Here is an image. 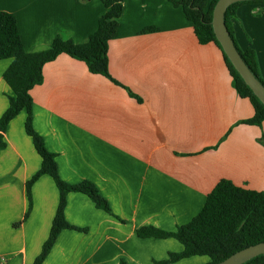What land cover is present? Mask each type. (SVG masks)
Listing matches in <instances>:
<instances>
[{
    "label": "crops",
    "instance_id": "1",
    "mask_svg": "<svg viewBox=\"0 0 264 264\" xmlns=\"http://www.w3.org/2000/svg\"><path fill=\"white\" fill-rule=\"evenodd\" d=\"M0 12L16 17L25 51L35 53L57 37L85 42L106 8L101 0H0ZM148 28L158 31L142 33ZM234 33L242 51H255L264 80V4L241 5ZM108 54L120 85L63 54L31 91L34 128L61 178L95 184L114 213L70 193L66 219L87 232L63 231L43 264H157L184 247L174 238H140V228L174 232L188 224L222 180L264 192V125L241 124L255 114L251 102L237 94L220 47L201 45L181 8L125 0ZM11 64L0 60V118L13 95L3 77ZM26 118L23 111L11 121L0 151L2 264L34 263L59 204L44 175L33 185L28 219L15 226L29 211L26 184L42 163ZM210 263L194 256L173 264Z\"/></svg>",
    "mask_w": 264,
    "mask_h": 264
},
{
    "label": "trees",
    "instance_id": "2",
    "mask_svg": "<svg viewBox=\"0 0 264 264\" xmlns=\"http://www.w3.org/2000/svg\"><path fill=\"white\" fill-rule=\"evenodd\" d=\"M101 1L106 8V13L100 18L96 32L90 35L85 42L78 44L73 40L57 37L50 48L35 53L25 51L16 17L0 12V60L12 59V64L3 77L13 92V95L9 97V107L0 118V151L7 147L5 133L9 124L21 112L26 111L25 130L32 138L35 149L42 159L40 170L26 184L29 211L23 221L15 226H21L28 219L32 207V188L40 177L49 175L59 190V204L49 237L33 264L45 262L63 231L87 232V229L75 227L66 219L67 196L70 193L84 194L93 201L97 209L114 215L109 202L102 196L95 184L83 181L72 185L61 178L56 155L48 151L43 138L34 128V102L31 95V91L44 82L45 65L63 54L85 63L90 73L106 77L120 85L111 77L108 53L109 44L117 35L125 0ZM168 1L176 8L183 10L186 18L193 24L195 35L201 45L215 43L222 50L237 94L243 99H248L255 110L254 116L242 121L241 124L262 127L264 125V104L234 68L216 37L213 13L219 0H214L211 4L208 0ZM251 3L264 4V0L238 2L231 5L225 14V22L245 64L264 86L255 51L252 48L242 51L236 42L234 33L237 9L243 4ZM157 31V28H148L142 33ZM130 94L133 95L131 92ZM137 235L143 239L174 238L183 245L184 250L181 253L170 254L166 261L157 264H173L194 256H208L211 258L210 264H218L247 247L264 243V192L242 188L229 180H222L207 196L202 211L188 224L178 227L174 232L163 231L155 227H143L137 231ZM121 264L125 262L121 261ZM244 264H264V254Z\"/></svg>",
    "mask_w": 264,
    "mask_h": 264
},
{
    "label": "water",
    "instance_id": "3",
    "mask_svg": "<svg viewBox=\"0 0 264 264\" xmlns=\"http://www.w3.org/2000/svg\"><path fill=\"white\" fill-rule=\"evenodd\" d=\"M255 1V0H219L213 13V26L216 37L220 42L225 54L233 64L234 68L240 73L248 87L264 104V86L252 74L245 64L241 54L231 38L230 32L225 22V14L228 8L238 2ZM264 254V243H259L247 247L218 264H244L252 258Z\"/></svg>",
    "mask_w": 264,
    "mask_h": 264
},
{
    "label": "built area",
    "instance_id": "4",
    "mask_svg": "<svg viewBox=\"0 0 264 264\" xmlns=\"http://www.w3.org/2000/svg\"><path fill=\"white\" fill-rule=\"evenodd\" d=\"M0 264H2L1 261H0Z\"/></svg>",
    "mask_w": 264,
    "mask_h": 264
}]
</instances>
